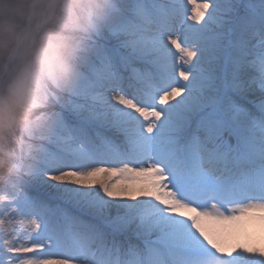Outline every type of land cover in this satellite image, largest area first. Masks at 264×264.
Returning <instances> with one entry per match:
<instances>
[{
  "label": "snow or ice",
  "instance_id": "snow-or-ice-1",
  "mask_svg": "<svg viewBox=\"0 0 264 264\" xmlns=\"http://www.w3.org/2000/svg\"><path fill=\"white\" fill-rule=\"evenodd\" d=\"M36 126L0 264H264V0H105Z\"/></svg>",
  "mask_w": 264,
  "mask_h": 264
},
{
  "label": "clouds",
  "instance_id": "clouds-1",
  "mask_svg": "<svg viewBox=\"0 0 264 264\" xmlns=\"http://www.w3.org/2000/svg\"><path fill=\"white\" fill-rule=\"evenodd\" d=\"M104 5L105 0H0V152L18 158L21 143L41 134L36 125L68 91L75 53L101 23Z\"/></svg>",
  "mask_w": 264,
  "mask_h": 264
},
{
  "label": "rangeland",
  "instance_id": "rangeland-1",
  "mask_svg": "<svg viewBox=\"0 0 264 264\" xmlns=\"http://www.w3.org/2000/svg\"><path fill=\"white\" fill-rule=\"evenodd\" d=\"M196 2L199 3V2H202V0H196ZM188 10H189V12L191 11V6H189ZM189 23H192V22L189 21ZM173 51H175V50H173ZM4 187H6V186L0 185V188H4ZM96 187H98V186H96ZM40 192L42 195L46 194L42 190H40ZM0 211H3L2 206H0ZM246 231L251 233L253 235V237L255 239H257L261 244H264V238H262V236H264V230H262L258 225L249 224L246 228Z\"/></svg>",
  "mask_w": 264,
  "mask_h": 264
}]
</instances>
